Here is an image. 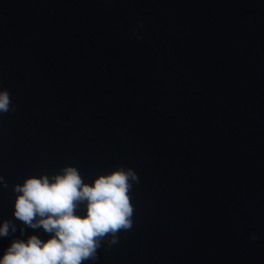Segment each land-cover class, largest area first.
I'll return each mask as SVG.
<instances>
[{"label": "water", "instance_id": "1", "mask_svg": "<svg viewBox=\"0 0 264 264\" xmlns=\"http://www.w3.org/2000/svg\"><path fill=\"white\" fill-rule=\"evenodd\" d=\"M4 90L0 258L51 238L14 186L71 166L137 177L84 264H264V0H0Z\"/></svg>", "mask_w": 264, "mask_h": 264}, {"label": "clouds", "instance_id": "2", "mask_svg": "<svg viewBox=\"0 0 264 264\" xmlns=\"http://www.w3.org/2000/svg\"><path fill=\"white\" fill-rule=\"evenodd\" d=\"M11 104L10 94L0 91V113H7ZM130 179H137L131 169H118L89 184L77 168L69 166L53 176H33L15 185V219L33 230L42 229L51 238L43 241L32 235L13 239L0 264H84L97 259V250L106 236L111 235V243H115L116 234L132 226ZM80 204H85L84 215L77 214ZM16 231L11 220L0 225V237ZM20 234L24 236V228Z\"/></svg>", "mask_w": 264, "mask_h": 264}]
</instances>
